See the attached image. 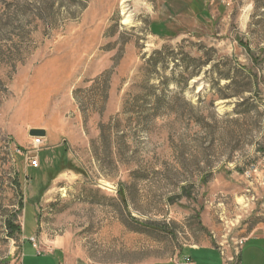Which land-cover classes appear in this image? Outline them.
Wrapping results in <instances>:
<instances>
[{
	"label": "rangeland",
	"instance_id": "374dc122",
	"mask_svg": "<svg viewBox=\"0 0 264 264\" xmlns=\"http://www.w3.org/2000/svg\"><path fill=\"white\" fill-rule=\"evenodd\" d=\"M263 230L264 0H0V264H219L186 248Z\"/></svg>",
	"mask_w": 264,
	"mask_h": 264
},
{
	"label": "crops",
	"instance_id": "0c3cea01",
	"mask_svg": "<svg viewBox=\"0 0 264 264\" xmlns=\"http://www.w3.org/2000/svg\"><path fill=\"white\" fill-rule=\"evenodd\" d=\"M34 248L39 249L37 252L38 256L44 253V256L40 255L39 257L42 258L41 261H38L40 260L39 258L32 257L34 263L40 262L41 264H91L85 259L67 253L58 243H55L52 248H49L47 250L38 247V244L36 245V247L34 245ZM186 249L204 250L205 252H217L220 255L219 264H225L226 257L222 255L219 249H217L210 243L196 247H188ZM184 250L185 249H183L180 255L177 256L174 260H171L166 264H187L186 260H182ZM238 261L239 264H264V230L261 233L250 236L242 241L238 251ZM190 263L194 264L192 261H190Z\"/></svg>",
	"mask_w": 264,
	"mask_h": 264
},
{
	"label": "built area",
	"instance_id": "2783aa9c",
	"mask_svg": "<svg viewBox=\"0 0 264 264\" xmlns=\"http://www.w3.org/2000/svg\"><path fill=\"white\" fill-rule=\"evenodd\" d=\"M42 140L43 138L38 136L34 138V146H40L42 144ZM29 162V166L31 168H38L39 167V160L37 158H34V156L30 157L28 159ZM32 242H35L34 239L32 240ZM222 255L224 256V253H222ZM186 263L187 264H191L189 259H186ZM225 264H239V261L237 259V261H235V259L232 258H228L225 260Z\"/></svg>",
	"mask_w": 264,
	"mask_h": 264
},
{
	"label": "water",
	"instance_id": "95a60500",
	"mask_svg": "<svg viewBox=\"0 0 264 264\" xmlns=\"http://www.w3.org/2000/svg\"><path fill=\"white\" fill-rule=\"evenodd\" d=\"M30 135L34 136V137H38V136H44L45 133H44V131L33 130V131H31Z\"/></svg>",
	"mask_w": 264,
	"mask_h": 264
}]
</instances>
